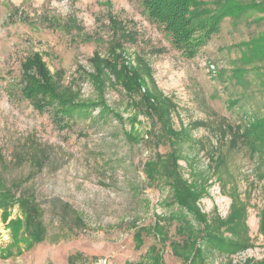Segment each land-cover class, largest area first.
<instances>
[{
	"label": "rangeland",
	"instance_id": "1",
	"mask_svg": "<svg viewBox=\"0 0 264 264\" xmlns=\"http://www.w3.org/2000/svg\"><path fill=\"white\" fill-rule=\"evenodd\" d=\"M263 7L196 20L185 45L143 0H0V199L32 198L47 233L17 254L7 225L20 203L0 206V264H152L151 247L186 264L171 249L182 238L169 218H192L177 176L220 231V251L198 239L204 264L264 263V137L245 134L264 118V44L251 45ZM35 85L51 94L27 93ZM62 96L94 107L73 120ZM155 224L164 244L147 233ZM234 239L244 245L227 254Z\"/></svg>",
	"mask_w": 264,
	"mask_h": 264
},
{
	"label": "trees",
	"instance_id": "2",
	"mask_svg": "<svg viewBox=\"0 0 264 264\" xmlns=\"http://www.w3.org/2000/svg\"><path fill=\"white\" fill-rule=\"evenodd\" d=\"M208 1L209 0H143V7L145 8V12L148 13L151 18L153 17L158 22L164 23L168 30L174 34L182 33L179 35V38L181 42H184L192 37V34H190V31L187 29L190 28L191 24H194L196 20H200L196 25L203 21H207L213 25V19L216 17V15L218 18H220L234 15L237 16L238 13L243 10L255 9L256 11H259L263 7L261 3L264 2V0H253L248 5L233 2L234 4L230 3L232 5H226V7H223L220 14H214L210 13L212 9L209 8V4H207ZM202 7L207 8L208 10L201 12L199 9ZM195 11H197L198 14L194 13ZM197 32L199 33L202 31L196 29L194 33L196 34ZM190 44H192L191 39L185 43V45ZM253 44H264V36L259 37L256 41H252L251 45ZM35 86L36 88L32 89V85V88H29L27 93L34 92L39 87V90L42 92H48L49 95L51 94L49 89L45 90L42 86ZM56 102L58 103L60 110L73 120H76V117H79V115H81V118L84 119L89 111H91V109L94 107L92 103H76L74 101H67L65 98H63V96L60 97V99L56 98ZM253 131L255 134L259 132L260 136L264 137V118L259 121V124H253L252 129H248L245 134L250 137L253 135ZM256 136L258 137V135ZM170 187L173 190L174 197L179 203V206L181 205L184 207L186 209V214L192 216V218H189L187 215L181 213L180 215H175L169 218V220H176L178 222V225L175 228V235L182 238L180 241L171 242V249L174 255L182 258L186 264H204L205 254L202 249L198 248V239L200 240V238H203V243L206 250L215 251L217 249L220 251L221 249L219 245L221 243L220 239L218 238L220 231H214L213 227L210 225H205V217L201 215L196 208V201L200 198L202 191H198L196 188L192 187L188 184V182L182 180L178 176L170 184ZM8 201L11 202L8 204L9 206H12L15 202H19L23 212V219L20 218L11 220L7 225L10 229V232L12 233V246L17 248V254H22L23 250L29 251L35 245L46 241L47 233L42 225V213L40 209L37 208L34 200H32V198L15 199L12 195L3 196L0 199V206H4L6 203H9ZM5 213L6 212L4 211V215ZM239 215H237L236 212L233 214L234 217ZM191 219L196 221L197 225H199L201 228L192 225ZM235 220L239 219L237 218ZM201 232H205V235H201ZM147 233H153L156 236L155 238H159L162 244H164V242H166L168 239L167 231H165L163 227H160L159 224H155ZM134 238L141 242L140 233H136ZM237 240L238 239H234L236 242H229L228 245H225L224 252L227 254H233V251L231 250L235 249L228 248H239L240 246L244 245V243L238 242ZM22 242L25 244V249H23L20 245ZM155 251L156 248L151 247L150 253L152 254H150L148 257L151 259L152 264H161V254ZM13 255L14 253L12 252L11 248L8 251V258ZM251 262L252 261L250 260L246 264ZM260 264L264 263L262 262Z\"/></svg>",
	"mask_w": 264,
	"mask_h": 264
},
{
	"label": "built area",
	"instance_id": "3",
	"mask_svg": "<svg viewBox=\"0 0 264 264\" xmlns=\"http://www.w3.org/2000/svg\"><path fill=\"white\" fill-rule=\"evenodd\" d=\"M102 264H107V261H104Z\"/></svg>",
	"mask_w": 264,
	"mask_h": 264
}]
</instances>
